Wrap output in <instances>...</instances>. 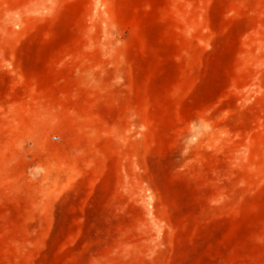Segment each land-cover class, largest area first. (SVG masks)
<instances>
[{
	"label": "rangeland",
	"instance_id": "1",
	"mask_svg": "<svg viewBox=\"0 0 264 264\" xmlns=\"http://www.w3.org/2000/svg\"><path fill=\"white\" fill-rule=\"evenodd\" d=\"M0 264H264V0H0Z\"/></svg>",
	"mask_w": 264,
	"mask_h": 264
}]
</instances>
